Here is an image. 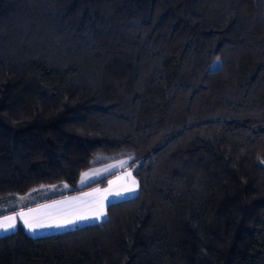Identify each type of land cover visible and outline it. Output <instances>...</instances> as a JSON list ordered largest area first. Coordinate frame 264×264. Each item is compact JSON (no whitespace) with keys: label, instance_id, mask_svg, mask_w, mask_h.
<instances>
[{"label":"trees","instance_id":"16d2710c","mask_svg":"<svg viewBox=\"0 0 264 264\" xmlns=\"http://www.w3.org/2000/svg\"><path fill=\"white\" fill-rule=\"evenodd\" d=\"M98 155L137 194L0 264H264V0H0V217Z\"/></svg>","mask_w":264,"mask_h":264},{"label":"rangeland","instance_id":"374dc122","mask_svg":"<svg viewBox=\"0 0 264 264\" xmlns=\"http://www.w3.org/2000/svg\"><path fill=\"white\" fill-rule=\"evenodd\" d=\"M109 156L107 155H98L96 157H94L92 159L93 163H98L84 171H82L79 175V178L77 179L76 182V188H80V187H84L92 182L95 181H99L100 179H103L111 174H114L110 179L108 180H112V184H109V189L112 192L111 198H107L106 202L111 203V202H117L123 199H128L131 197H134L137 194L138 191V185H137V181L135 180V178L133 177L131 170L128 166L129 162L131 160H127V157H122L119 159H113V160H109ZM109 160V161H108ZM127 160L126 164L121 165V161H125ZM264 164V163H263ZM109 166H114L109 168ZM106 168H109L108 171H105ZM99 171L101 173V175L95 177V179H92L94 173L96 171ZM131 173L130 176L127 175V173ZM82 173H87V175L83 178V183L81 182V174ZM132 179H134L136 181V184L133 185L131 183ZM108 182V181H107ZM55 186V187H53ZM116 187V188H114ZM129 187H134L136 190L133 193H127L125 190ZM67 187H64L63 185H51V186H46V187H40L37 189H34L35 191H31L25 195H23V197H25V199L20 200L17 199L15 201V203L13 204L14 206L19 207L20 209H36V213L34 214L35 216H37L38 218H47V219H51V220H56V219H62L65 216H71L72 218H75L76 215L78 214H86V209L83 203H86L85 201H88V203H91L93 205H97L100 204L101 202L104 201V197H105V189H106V185L103 187H94L91 189H88L86 191L83 192H87L86 194H83L82 198H80L79 200L73 202L70 201L68 202V204L66 206L60 205L59 204V210H48L49 208L55 207L57 206L56 202L58 199H53L50 201H44V202H38V203H34L37 200L43 199L45 197L48 196H53V195H58L59 193H61L62 191H64ZM96 188H101L102 191H100L101 193L96 195L93 191V189ZM90 191V192H89ZM83 192H79L77 194H81ZM116 192H121V193H125L122 197H117L115 195ZM75 195V194H74ZM71 196V195H70ZM67 197V196H65ZM63 198V197H61ZM53 202V203H52ZM55 202V203H54ZM52 203V204H50ZM73 203V204H72ZM52 206V207H43V206ZM72 206V207H71ZM95 211V206L91 209V213L93 214ZM15 212H18L17 210ZM13 212V213H15ZM13 213L10 214H6L4 216H10ZM88 215V214H87ZM90 216V215H89ZM3 217V216H1ZM92 219H88L85 221H80L78 223H76V225H81V224H85L88 222H91ZM16 224L17 226L20 224L23 227L22 222L20 221V219L17 217L16 219ZM74 225L72 226H68V227H64V228H43L38 230L35 233H30L28 232L26 229L25 232L32 236V237H40V236H46V235H51L54 233H58V232H62L65 231L67 229H71ZM11 232V231H9ZM8 233V232H7ZM6 234L4 232H0V235Z\"/></svg>","mask_w":264,"mask_h":264},{"label":"snow or ice","instance_id":"6c2138e0","mask_svg":"<svg viewBox=\"0 0 264 264\" xmlns=\"http://www.w3.org/2000/svg\"><path fill=\"white\" fill-rule=\"evenodd\" d=\"M133 157L131 155H129L127 157V160H132ZM127 160L125 161H121V165L126 164ZM264 162V161H262ZM114 167V166H109V168ZM109 168H106L105 171H108ZM87 175V173H82L81 174V182L83 183V178ZM101 175V173L97 170L92 179H95V177ZM128 176L131 175V173H127ZM131 183L133 185L136 184V181L134 179H132ZM109 184H112V181H109ZM43 187V186H41ZM55 187V186H53ZM64 187H67V185H64ZM135 188L134 187H129L127 188L125 191L127 193H133L135 192ZM35 191V190H33ZM105 191H109L108 189H105ZM125 193H121V192H116L115 195L117 197H122ZM88 195V194H86ZM18 199L23 200L25 199V197L21 196ZM76 199V198H73ZM106 199V197L104 198ZM10 203L9 201H0V206ZM43 207H52V206H43ZM36 209H27V211L25 210H21L19 212H15L10 216H3L2 218H0V232H4L7 233L9 231H15L17 224H16V219L17 217L20 219V221L23 224V228L26 229L28 232L30 233H35L40 229L43 228H64V227H68V226H72L75 225L76 223L80 222V221H85L88 219H94V220H101L105 213L103 211V202L100 203V207L93 213V215L90 217L87 214H78L75 216V218H72L71 216H65L62 219H56V220H51V219H47V218H38L37 216H35L34 214L36 213Z\"/></svg>","mask_w":264,"mask_h":264},{"label":"crops","instance_id":"0c3cea01","mask_svg":"<svg viewBox=\"0 0 264 264\" xmlns=\"http://www.w3.org/2000/svg\"><path fill=\"white\" fill-rule=\"evenodd\" d=\"M109 181L110 180H108V182L106 183V189H109L110 187H109ZM112 181V180H111ZM114 188H116V187H114ZM91 191H93L96 195H98V194H100L101 192L100 191H102V189L101 188H96V189H93V190H91ZM90 192V191H89ZM87 192H83V193H81V194H75V195H71V196H67V197H63V198H60V199H58L57 201H55L57 204V206H55V207H52V208H49L48 210H59L60 208H59V204L60 205H63V206H66L67 204H68V202H70V201H72L73 200V202H75V201H77V200H79L80 198H82V196H83V194H86ZM111 195H112V192H111V190H109V191H106V193H105V197H106V199H104V201H103V211H104V213H105V209H106V207H107V205L108 204H110V203H108L107 204V202H106V200H107V198H111ZM104 197V198H105ZM73 198H76V199H73ZM124 200V199H123ZM54 202V203H55ZM86 203H83L84 204V206H85V209H86V214H88V215H90V217L93 215L92 213H91V209L95 206V211L100 207V204H97V205H93V204H91V203H88V201H85ZM53 203V202H52ZM52 203H50V204H52ZM111 203H113V202H111ZM73 204V203H72ZM72 207V206H71ZM22 210V208L21 209H19L18 210V212L19 211H21ZM23 210H25V211H27L26 209H23ZM94 211V212H95ZM9 216V215H8ZM0 218H2V217H0ZM105 218V215H104V217L101 219V220H99V221H97V220H94V219H92V221L91 222H88V223H85V224H90V223H97V222H100V221H102L103 219ZM90 220V219H89ZM85 224H81V225H74L71 229H73V228H75V227H78V226H82V225H85ZM67 230H70V229H67ZM66 231V230H65ZM12 232V231H11ZM8 233H10V232H8ZM8 233H6V234H8ZM59 233V232H58ZM3 235H5V234H3ZM0 236H2V235H0Z\"/></svg>","mask_w":264,"mask_h":264}]
</instances>
